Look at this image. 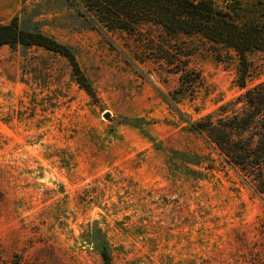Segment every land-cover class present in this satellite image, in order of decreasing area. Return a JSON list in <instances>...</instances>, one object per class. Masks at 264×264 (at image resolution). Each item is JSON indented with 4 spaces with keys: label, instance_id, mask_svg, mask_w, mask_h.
<instances>
[{
    "label": "rangeland",
    "instance_id": "obj_1",
    "mask_svg": "<svg viewBox=\"0 0 264 264\" xmlns=\"http://www.w3.org/2000/svg\"><path fill=\"white\" fill-rule=\"evenodd\" d=\"M214 1L264 24V0ZM14 17L71 47L94 95L60 54L0 50V264H104L102 247L112 264H264V192L177 112L240 111L261 50L242 88L236 51L200 35L91 29L67 0H0Z\"/></svg>",
    "mask_w": 264,
    "mask_h": 264
},
{
    "label": "trees",
    "instance_id": "obj_2",
    "mask_svg": "<svg viewBox=\"0 0 264 264\" xmlns=\"http://www.w3.org/2000/svg\"><path fill=\"white\" fill-rule=\"evenodd\" d=\"M240 2V0H233ZM78 10L91 29L136 31L145 23L161 26L174 34H195L209 41L233 48L240 58V86L246 87L248 73L246 53L254 49L264 53V24L238 22L234 15L219 9L214 0H67ZM41 47L68 59L77 82L91 96L93 88L81 69L71 47L38 29H27L14 17L0 24V50ZM189 72L181 76L182 86ZM168 101V100H167ZM169 103V102H168ZM230 106V105H228ZM225 106L221 108L223 111ZM176 109V108H175ZM193 133L203 135L224 162L240 171L246 181L264 192V83L245 93L244 108L192 122L177 110ZM199 157V156H195ZM200 158V157H199ZM104 264H112L105 247Z\"/></svg>",
    "mask_w": 264,
    "mask_h": 264
},
{
    "label": "water",
    "instance_id": "obj_3",
    "mask_svg": "<svg viewBox=\"0 0 264 264\" xmlns=\"http://www.w3.org/2000/svg\"><path fill=\"white\" fill-rule=\"evenodd\" d=\"M104 118L105 119H110L111 118V114L110 113H105L104 114ZM90 246V245H89Z\"/></svg>",
    "mask_w": 264,
    "mask_h": 264
}]
</instances>
